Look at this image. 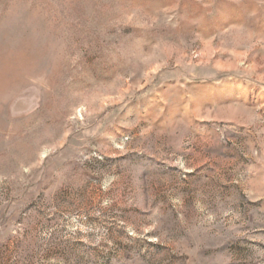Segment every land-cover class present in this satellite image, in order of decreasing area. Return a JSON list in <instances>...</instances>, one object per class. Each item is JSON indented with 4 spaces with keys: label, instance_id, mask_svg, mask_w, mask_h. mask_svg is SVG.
<instances>
[{
    "label": "rangeland",
    "instance_id": "rangeland-1",
    "mask_svg": "<svg viewBox=\"0 0 264 264\" xmlns=\"http://www.w3.org/2000/svg\"><path fill=\"white\" fill-rule=\"evenodd\" d=\"M0 264H264V0H0Z\"/></svg>",
    "mask_w": 264,
    "mask_h": 264
}]
</instances>
